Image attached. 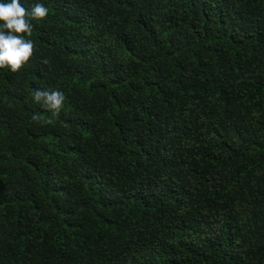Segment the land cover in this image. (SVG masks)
<instances>
[{
  "label": "trees",
  "instance_id": "1",
  "mask_svg": "<svg viewBox=\"0 0 264 264\" xmlns=\"http://www.w3.org/2000/svg\"><path fill=\"white\" fill-rule=\"evenodd\" d=\"M20 2L49 13L0 68V264H264V0Z\"/></svg>",
  "mask_w": 264,
  "mask_h": 264
},
{
  "label": "clouds",
  "instance_id": "2",
  "mask_svg": "<svg viewBox=\"0 0 264 264\" xmlns=\"http://www.w3.org/2000/svg\"><path fill=\"white\" fill-rule=\"evenodd\" d=\"M49 9L41 2H36L26 9L20 0L0 2V21L4 22L5 30H0V68L7 66L12 73L22 71L23 66L34 54V42L26 37L32 36V20L46 19ZM47 63V60L43 61ZM33 99L53 116L60 114L65 99L59 90H35ZM38 120V116L33 117ZM51 122V121H46Z\"/></svg>",
  "mask_w": 264,
  "mask_h": 264
}]
</instances>
